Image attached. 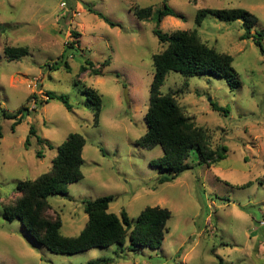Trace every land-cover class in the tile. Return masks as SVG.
Returning <instances> with one entry per match:
<instances>
[{"label":"rangeland","instance_id":"obj_1","mask_svg":"<svg viewBox=\"0 0 264 264\" xmlns=\"http://www.w3.org/2000/svg\"><path fill=\"white\" fill-rule=\"evenodd\" d=\"M167 3L179 17H165L160 29H196L207 44L233 56L239 83L232 89L228 79L216 75L187 79L179 72L167 74L161 92H173L187 115L208 129L213 148L226 145L228 152L207 167L199 164L194 149L188 158L193 168L160 183L168 171L150 161L163 155L162 147L146 149L137 140L147 130L153 54L166 45L153 33L155 19L142 20L131 7L157 10L164 0H0V264H86L101 256L117 264H264V55L252 38L241 37L240 20L208 15L200 26L195 23L199 9L241 7L258 18L252 32L264 34V0ZM98 13L119 25H109ZM72 41L75 48L69 47ZM6 46L30 51L10 61ZM86 60L96 66L109 60L105 75L82 71ZM89 87L102 95L98 125L84 93ZM48 92L68 95L73 108L58 99L44 101ZM212 102L227 112L214 110ZM4 112L23 120L13 129L15 119L5 118ZM31 126L37 136L27 148ZM72 132L86 139L84 178L71 183L67 194L50 196L48 213L61 216L62 232L73 236L84 228L85 199L113 195L109 211L120 215L124 209L133 222L146 206L172 212L160 248L113 244L57 254L19 219L5 218L6 204L19 194V181L47 172Z\"/></svg>","mask_w":264,"mask_h":264},{"label":"trees","instance_id":"obj_2","mask_svg":"<svg viewBox=\"0 0 264 264\" xmlns=\"http://www.w3.org/2000/svg\"><path fill=\"white\" fill-rule=\"evenodd\" d=\"M168 0L164 5L155 10L153 6H132L136 16L142 20L154 18L156 26L153 33L159 42L166 45L164 49L153 54L154 73L150 86L149 106L146 114L147 130L138 140L137 144L146 149L161 146L163 155L150 161L152 166L166 170L160 176L159 182H171L184 171L193 168L188 162L190 153L197 149L199 164L207 167L216 164L227 157L228 147L221 145L213 148L211 135L208 129L199 126L194 119L187 115L184 107L178 102L173 92L163 93L160 88L164 84L170 71L179 72L189 79L200 74H211L228 79L230 87L236 88L239 81L234 67L232 55L219 52L215 47L207 44L196 29H176L170 33L162 31L159 25L167 16L179 17V14L171 8ZM109 25L117 26L118 23L107 18L103 13H98ZM208 15H213L220 21H241L245 33L243 39L252 38L255 45L264 55V34L253 33V27L258 22L255 14L241 7L234 8H202L196 15L195 23L200 26ZM2 25L0 24V27ZM78 35V33H73ZM70 48H75V42L69 43ZM27 46H6L5 56L8 60H18L29 54ZM106 60L96 66L92 61L86 60L81 66L82 71H88L91 75H105L104 69L109 63ZM89 65V66H88ZM52 68L55 66L51 65ZM65 67L69 64L65 62ZM88 98V104L94 111V122L100 123L102 112V95L94 88L84 89ZM36 96V95H34ZM49 99H58L68 109L73 106L69 102L68 95L46 93ZM214 110L227 112L217 103H211ZM22 110L19 111L20 114ZM5 118H14L13 129L20 124L23 116L4 112ZM33 136H37L34 126L30 127L25 146L28 148ZM3 137V129L0 124V139ZM38 142L48 140L37 137ZM86 144L85 137L77 132L70 133L58 147L57 155L52 159L51 168L30 180H21L18 183L16 197L5 206V218L9 221L19 219L41 244L51 252L57 254H75L94 247H107L113 244L125 245L133 250L139 246H147L158 249L162 246L166 233L170 232L169 220L172 212L161 206H146L138 218L131 221L128 212L122 210L119 214L109 211L113 195L100 196L94 199L84 200V210L88 220L84 228L76 235L69 236L62 232L63 220L59 215L49 214L52 207L50 196L55 194H67L69 185L84 178L82 171L83 149ZM37 156L41 157L38 152ZM251 183L242 187L250 186ZM129 242V244H127ZM219 257V255H216ZM222 261V258L220 259ZM86 264H117L115 258L101 256L89 260Z\"/></svg>","mask_w":264,"mask_h":264},{"label":"built area","instance_id":"obj_3","mask_svg":"<svg viewBox=\"0 0 264 264\" xmlns=\"http://www.w3.org/2000/svg\"><path fill=\"white\" fill-rule=\"evenodd\" d=\"M64 5H65V3L62 4V6H64ZM262 224H264V220L262 221Z\"/></svg>","mask_w":264,"mask_h":264},{"label":"water","instance_id":"obj_4","mask_svg":"<svg viewBox=\"0 0 264 264\" xmlns=\"http://www.w3.org/2000/svg\"><path fill=\"white\" fill-rule=\"evenodd\" d=\"M127 101H128V103H129V97H128V95H127Z\"/></svg>","mask_w":264,"mask_h":264}]
</instances>
